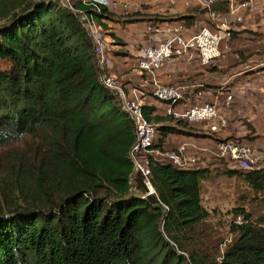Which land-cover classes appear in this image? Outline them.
<instances>
[{
    "label": "trees",
    "instance_id": "trees-1",
    "mask_svg": "<svg viewBox=\"0 0 264 264\" xmlns=\"http://www.w3.org/2000/svg\"><path fill=\"white\" fill-rule=\"evenodd\" d=\"M73 8L77 13L56 0H0V147L30 139L26 153L12 154L0 167L6 184L0 191V264H264V216L253 220L243 208L231 211L236 239L219 260L198 244L197 226L209 216L201 184L214 170L177 169L149 156L154 193L146 195L130 158L134 124L103 85L82 20L93 19L103 32V21L113 15L81 1ZM229 13V2L216 0L166 21L190 29L210 21V14ZM238 33L264 40V33L232 30L231 48L241 58ZM239 66L211 73L227 75ZM155 111L142 106L157 131L151 152L168 151L171 136L235 140L205 135ZM219 173L264 192V168Z\"/></svg>",
    "mask_w": 264,
    "mask_h": 264
},
{
    "label": "built area",
    "instance_id": "built-area-1",
    "mask_svg": "<svg viewBox=\"0 0 264 264\" xmlns=\"http://www.w3.org/2000/svg\"><path fill=\"white\" fill-rule=\"evenodd\" d=\"M78 1L91 3L93 9L97 12H99L100 7H107L109 4L108 0H75L74 3ZM214 1L216 0H187L188 3H197L201 7H208ZM226 1L229 2L230 15L236 16L238 10L252 11V8L246 2ZM60 4L71 12L77 13L76 9L73 8L74 4L70 5L62 1ZM226 17L219 18L215 14H210L211 24L206 23L190 29L175 24L167 26L161 33L154 30L153 27H148L146 29L147 33L159 32L161 38L156 42L145 43L142 56L137 63L139 73H147L151 76V94L156 101L165 106L163 115H172L174 118L186 120L190 124L213 123L209 128V132L213 134H219L221 130L228 127V119L223 115L221 108L229 107L232 104L233 95L222 93L226 84L224 83L214 93L210 101L179 109L180 102L185 100L187 88L182 85L161 84L156 79L155 74L174 58L179 57L195 58L205 68L213 66L215 60L221 58L222 54L229 49L228 42L231 39L232 29L229 28V21ZM82 20L84 21V28L92 40L93 53L96 56L98 66L103 71L108 60V52L101 36V29L91 18L82 16ZM236 22H241L240 17L237 16ZM101 81L105 88L116 96L121 110L128 114L134 124L135 143L130 150V158L133 163V173L139 174L143 178L144 186L148 191L146 195L154 193L149 181V156L182 170L210 168L203 157L189 155L185 144L174 149L176 151L168 150L165 153L149 151L155 141L157 131L156 126L149 123L143 115V104L138 92L127 93L115 78L105 74L101 77ZM216 157L219 160H225L224 167L227 169L243 173L264 168V162L253 148L238 140L219 142L216 146ZM236 223H242L240 216L237 217Z\"/></svg>",
    "mask_w": 264,
    "mask_h": 264
},
{
    "label": "crops",
    "instance_id": "crops-1",
    "mask_svg": "<svg viewBox=\"0 0 264 264\" xmlns=\"http://www.w3.org/2000/svg\"><path fill=\"white\" fill-rule=\"evenodd\" d=\"M107 10L113 15L112 21H103L107 27V30L102 32L105 40L113 43L107 47L108 60L103 68V73L106 76L115 78L127 92H138L141 103L143 106H151L156 108V113L160 110H164L165 107L162 103L156 101L151 94V76L147 73H139L137 70V63L142 56V49L145 43L151 41H159L161 38V32L170 25L178 24L177 22H168L166 20L185 14V11L194 6H198L197 3H188L187 0H108ZM236 1V0H235ZM246 3L252 8V11L238 10L236 16L228 15L227 21L234 24L236 31L248 30L259 31L263 28L255 27L253 19L259 14V9L264 5V0H246ZM135 14V16H133ZM240 17L241 22H236V18ZM262 23V20L260 21ZM258 24V25H261ZM203 23H199L196 26H200ZM239 26V27H238ZM264 26V25H263ZM153 27L158 33H147L146 29ZM237 27V28H236ZM233 28V29H234ZM114 36V39H112ZM117 42H122L124 45H120ZM239 42V41H238ZM240 42H244L241 39ZM247 43V42H244ZM238 50H241L239 43L236 44ZM227 52H231L230 49ZM224 61V60H222ZM226 64L228 61H224ZM225 67V68H224ZM212 68L219 70L227 69L228 67L220 64L219 59L215 60L214 65L205 68L199 64V61L195 58L189 59L188 57L174 58L171 62L166 64L155 75L156 79L161 84L182 85L187 88L185 91V100L178 106L179 109L191 107L192 101L201 102L205 98V102L212 99L207 98L210 94H192L193 89L200 87L201 81L208 79H215L217 73H211ZM197 76V77H196ZM214 76V77H211ZM221 76V75H219ZM230 76V75H229ZM225 80L226 75L221 76ZM210 92V91H209ZM205 94L207 96H205ZM160 105V106H157ZM163 106V108H161ZM226 110V109H225ZM225 110H222L223 113ZM228 127L221 130L219 134H216L215 138H224L230 136L235 140L238 139L243 144L249 145L253 148L255 153L263 160L264 159V144L259 140H251L252 137L257 135L256 120L250 118L247 120L252 128H245L240 126L241 123L237 122L236 116H227ZM213 123L208 124H191V126L198 132L205 135H210L209 128ZM185 144L187 146V152L189 155H195L203 158L215 157L214 163L210 167L217 169H224V166L217 160L216 146L218 142L212 138H184L180 136H171L164 146L165 150L177 149L179 146ZM211 170V168H209Z\"/></svg>",
    "mask_w": 264,
    "mask_h": 264
},
{
    "label": "rangeland",
    "instance_id": "rangeland-1",
    "mask_svg": "<svg viewBox=\"0 0 264 264\" xmlns=\"http://www.w3.org/2000/svg\"><path fill=\"white\" fill-rule=\"evenodd\" d=\"M56 1L59 3L62 1L70 5L75 2V0ZM237 2L243 3L246 2V0H237ZM257 9H259V14L254 17L252 21L255 25L252 30L263 28L261 32L257 30L256 32L264 33V5L257 7ZM261 20L262 23L260 22ZM206 23L211 24L208 19L203 24ZM260 23L261 25H258ZM229 28L236 30L232 23H229ZM101 36L105 46L113 45L110 40L106 41L104 39L106 35H103L102 32ZM253 36L254 35L246 33H238L237 36L243 39L244 42H247H240V40L238 43L241 46L240 51L243 57H250L248 60L239 57L237 52H235L236 49L231 48L232 40L230 39L228 44L231 52L223 53L221 58H218L219 62L226 67L238 63L240 66L238 68H233L230 73L226 75L225 80H220L223 79L221 77L223 74L218 72L217 75H215V79L201 81V86L193 89L192 94H197L200 89H207V92L203 91L202 93L210 94L209 96L205 94L209 99L211 95L213 96L214 92L225 83L226 86L224 91H226L225 93L233 95V102L229 107L221 108V110L226 109L223 115L230 117V115L234 113L237 122L241 123L240 126H244L248 129L252 127L247 120L250 118L255 119L257 128L255 133H257V135L252 137L251 140H259L264 144V40H255L256 36L255 38ZM222 60H226L228 63L226 64ZM243 60L245 62L241 63ZM205 98L206 97H204L203 101L198 103L192 101L191 106L205 103ZM180 103H183V101ZM161 108H163V106ZM159 113L163 114L164 111L161 109ZM213 135L216 137V134ZM29 141L30 139L26 138L20 142L0 147V167L3 168L5 160H9L12 154H17L18 158H20L23 153H26L30 146V143L28 144ZM203 159L207 162H212L215 157L212 156ZM262 162H264V159ZM16 165L17 163H15V167ZM210 168L214 170L213 173L201 184V202L205 210L209 212V216L197 226L196 240L199 242L198 244L200 246L207 248V251L219 260L226 248L236 239V235L230 232L231 211L237 207L243 208L246 213L251 215L253 220H257L259 217L264 216V192L254 193L238 177L225 176L219 173L222 169ZM224 169L227 168L224 167ZM1 177L0 191L6 188V184L3 183ZM22 177L26 180V183H23L25 184L24 186L29 188L30 182L28 177L25 173H23Z\"/></svg>",
    "mask_w": 264,
    "mask_h": 264
}]
</instances>
